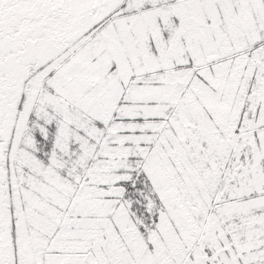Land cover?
<instances>
[{"label":"snow or ice","instance_id":"obj_1","mask_svg":"<svg viewBox=\"0 0 264 264\" xmlns=\"http://www.w3.org/2000/svg\"><path fill=\"white\" fill-rule=\"evenodd\" d=\"M0 264H264V0H0Z\"/></svg>","mask_w":264,"mask_h":264}]
</instances>
